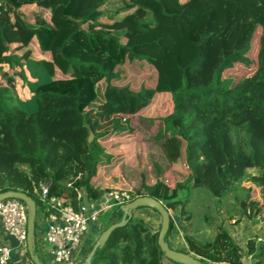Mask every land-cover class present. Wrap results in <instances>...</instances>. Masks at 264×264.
Segmentation results:
<instances>
[{
  "label": "trees",
  "instance_id": "1",
  "mask_svg": "<svg viewBox=\"0 0 264 264\" xmlns=\"http://www.w3.org/2000/svg\"><path fill=\"white\" fill-rule=\"evenodd\" d=\"M258 29L255 69L223 77L234 63L251 64ZM167 32L175 48L160 56ZM125 61L155 65L157 84L133 90L113 83ZM159 93L169 95L170 110L142 116ZM132 116L149 140L172 143L173 167L186 179L169 186L154 163L155 180L132 188L130 201L151 196L187 220L192 190L220 206L235 192L229 218L233 211L235 222L264 217V0H190L182 7L178 0H0V162L25 169L0 176V192L25 193L44 217L57 211L51 199L74 209L80 190L98 199L100 166L110 161L100 140L132 131ZM122 216L119 205L105 211L96 237ZM174 226L170 215L167 243ZM159 227L151 231L132 211L88 264H162ZM182 237L204 264H244V254L264 264V243L242 245L222 222L211 240Z\"/></svg>",
  "mask_w": 264,
  "mask_h": 264
},
{
  "label": "rangeland",
  "instance_id": "2",
  "mask_svg": "<svg viewBox=\"0 0 264 264\" xmlns=\"http://www.w3.org/2000/svg\"><path fill=\"white\" fill-rule=\"evenodd\" d=\"M189 1L190 0H178V4H180L181 7L184 5L186 6ZM164 29L166 28L164 27ZM259 32L260 30L258 29L247 54L248 58L252 61L251 64L245 66L242 63H234L232 67L223 72V77L239 78L242 75L250 74L255 69ZM169 35L170 37H168ZM171 35L172 32L164 34L165 39H162L159 49L160 56H163L167 50L175 48L172 44L173 38ZM154 38H156V36ZM141 41L142 40H138L137 43H141ZM118 71L121 78L113 83L118 85L128 84L130 89L133 90H137L140 86L154 87L158 82L159 71L157 67L150 62L125 61L118 67ZM170 108L171 100L169 95L166 93H159L152 98L147 109L143 110L141 115L152 117L159 111L165 112L170 110ZM131 126L133 128L132 131L111 134L106 139L100 140L106 154L110 157L109 162L100 166V170L104 171L101 179L98 180L101 182V185H104L101 189L108 190L111 188H119L131 190L137 187L143 179L148 183L153 182L155 180L154 163L159 165L162 180L167 185L171 186L178 182H184L186 179L185 176L177 173L175 171L176 168L173 167L172 161L175 159L177 160L178 156L177 153H175L176 151L172 143H155L149 140V134L143 128L142 124L139 123L137 116L131 117ZM24 171L25 169L21 167L0 162V176H18ZM102 178H105L107 182L102 183ZM243 185L249 186V183L243 182ZM233 193L235 192H231L223 198L222 206H220L215 198L203 192L202 189L192 190L190 193V201L187 202L185 206L186 213H191L190 219L185 220L180 217L178 208L169 211L170 215L175 220L173 230L179 229L177 231L175 230L172 234L176 236L178 243L183 245L184 240L182 234L185 232L194 234L198 238L204 240H211L214 235L216 224L220 222H222L223 225L229 223L226 212L237 203L232 198ZM147 209L151 210L150 208ZM140 214H142V212ZM142 215L146 216L145 220L147 219L153 228L156 229L160 224V216L156 212L152 213L154 217H151V215L148 216L147 214ZM205 216L208 218H205ZM170 238H172V236ZM22 248L25 249V246L22 245ZM182 250L188 252L185 244ZM243 257L244 264H254L252 256L244 254ZM75 259V264H79V258ZM162 259L165 263H173L167 258L163 257Z\"/></svg>",
  "mask_w": 264,
  "mask_h": 264
},
{
  "label": "built area",
  "instance_id": "3",
  "mask_svg": "<svg viewBox=\"0 0 264 264\" xmlns=\"http://www.w3.org/2000/svg\"><path fill=\"white\" fill-rule=\"evenodd\" d=\"M45 192V190L43 191ZM130 190L111 188L104 190L96 199L80 197L77 209L62 205L51 199L56 212L46 216L48 224L43 234V244L50 256L48 264H72V256L81 247L82 240L90 226L99 225L101 215L108 209L130 201ZM27 207L19 198L9 197L0 200L1 232L14 237L26 250ZM12 249L8 244L0 245V264H9Z\"/></svg>",
  "mask_w": 264,
  "mask_h": 264
},
{
  "label": "crops",
  "instance_id": "4",
  "mask_svg": "<svg viewBox=\"0 0 264 264\" xmlns=\"http://www.w3.org/2000/svg\"><path fill=\"white\" fill-rule=\"evenodd\" d=\"M248 172H255V170H248ZM103 173L104 171H102V174ZM99 182L100 181H98L97 186H99V188H103L104 185H101V182L99 185ZM106 182L107 181L105 180V178H102V183H106ZM79 195L80 197L87 198L84 190H80ZM141 212L142 214L145 215L147 214L148 216L151 215V217L153 216L152 213H154L153 211L147 208L134 211V214L136 216H140L144 220L146 216L140 214ZM234 214L235 212L233 211L231 213L232 216L231 218H229L227 215L228 218L227 220L229 223H225L224 226L227 229L230 236L233 239H235L236 242L244 245L247 239H253L255 242L264 243V217L260 215L251 218L249 217L247 218L243 216L239 222H235L236 216ZM145 221L148 222L147 219ZM35 222H36V226L34 228V237H33L34 253L38 256L39 260L43 264H48L50 262V256L48 255L47 248L42 241L43 234L45 232L48 221L46 220V217H44L40 212H37L35 215ZM148 224L152 226L149 222ZM97 229H99V225L90 226L88 232L85 234L82 240L81 247L72 256V260H71L72 264H75V260H76L75 258H79L78 259L79 262L82 259V257L86 254L87 249L91 246L93 242H95V240L97 239L96 237ZM175 230L177 231L179 229H174L173 233L175 232ZM1 244H8L12 249V254L9 264H32V262L26 256L25 252L23 253V249L21 248V245L17 243L15 238L5 235L1 232V223H0V245ZM168 245L173 249H177L181 251H183L182 249L184 248V242L183 245L181 243H178V240L174 235H172V238L168 240ZM162 262L163 264H175V263H165L164 261Z\"/></svg>",
  "mask_w": 264,
  "mask_h": 264
},
{
  "label": "water",
  "instance_id": "5",
  "mask_svg": "<svg viewBox=\"0 0 264 264\" xmlns=\"http://www.w3.org/2000/svg\"><path fill=\"white\" fill-rule=\"evenodd\" d=\"M9 197L19 198L25 203L27 207L26 238H25L26 251L30 257V261L32 262V264H43L39 260L38 256L34 253V249H33L34 224H35V215H36V206L34 201L32 200L31 197L27 196L25 193L20 191L9 190L5 192H0V200ZM139 207L151 208L158 212L160 216V227L157 233L156 242L159 249L164 253L165 258L178 264H204L194 255L188 252L169 247L168 243L164 240V236L169 226L170 213L168 210L164 208V206L158 200H156L151 196H138L133 200L120 205V209L123 212L122 219L120 221L110 224L106 229H104L98 235L89 253L85 257V259L79 264H88L91 256L94 253V250L96 249L97 246L103 244L105 238L110 233V231L113 228L125 222V216H130L132 211H135V209ZM149 228L151 229V231H153L152 226L149 225Z\"/></svg>",
  "mask_w": 264,
  "mask_h": 264
}]
</instances>
